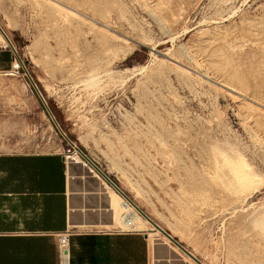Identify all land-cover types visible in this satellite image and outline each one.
I'll return each instance as SVG.
<instances>
[{
	"label": "rangeland",
	"instance_id": "rangeland-1",
	"mask_svg": "<svg viewBox=\"0 0 264 264\" xmlns=\"http://www.w3.org/2000/svg\"><path fill=\"white\" fill-rule=\"evenodd\" d=\"M45 1L0 0L25 67L0 75V150L75 157L107 184L106 229L130 230L83 149L205 264H264V0H59L76 16ZM58 41L95 58L97 86L81 85ZM241 157L244 188L222 179Z\"/></svg>",
	"mask_w": 264,
	"mask_h": 264
},
{
	"label": "crops",
	"instance_id": "crops-1",
	"mask_svg": "<svg viewBox=\"0 0 264 264\" xmlns=\"http://www.w3.org/2000/svg\"><path fill=\"white\" fill-rule=\"evenodd\" d=\"M0 42L8 44L1 32ZM19 63L0 46V75ZM75 161L69 171L62 152L0 150V264H198L157 232L107 230V184ZM68 231L61 255L59 236Z\"/></svg>",
	"mask_w": 264,
	"mask_h": 264
},
{
	"label": "bare ground",
	"instance_id": "bare-ground-1",
	"mask_svg": "<svg viewBox=\"0 0 264 264\" xmlns=\"http://www.w3.org/2000/svg\"><path fill=\"white\" fill-rule=\"evenodd\" d=\"M35 1V0H33ZM40 1V0H39ZM50 4V6L54 7L56 10H58L60 13L64 14V15H75L76 16V13H78V10L76 11L74 8H71L67 5H65L64 3H62L61 1L59 0H47ZM45 1V3L47 2ZM35 4H38L39 5V2L35 3ZM48 4V3H47ZM56 10L55 13H56ZM57 14V13H56ZM58 15V14H57ZM81 15V14H80ZM77 16H79L77 14ZM82 16V15H81ZM79 18V17H77ZM92 20V19H91ZM66 21V19H65ZM66 24V23H65ZM71 24V22H70ZM69 23L67 25H70ZM105 25V24H104ZM107 26V25H106ZM69 27H72L69 26ZM67 28V26H66ZM109 28V27H108ZM212 31V30H211ZM213 33V32H212ZM51 35V34H50ZM212 35V34H211ZM47 36V35H46ZM50 37V36H49ZM63 37V36H61ZM51 39H53L52 37H50ZM56 39V37H55ZM50 40V39H49ZM54 40V39H53ZM62 41V40H61ZM61 41H58L57 42V47H58V50L61 48L62 53L61 56H69V60H71V64L69 65V68L71 70V72H74L76 75H83V74H86L84 75V77L80 78L82 79L81 82L83 84H81L83 87H91V86H94L97 82V73H96V68L95 66L93 65H86L87 63V60L88 58H86L85 60V57L82 58V55L80 54V50L82 49H78L77 46L75 45V43H67V42H61ZM50 43V42H49ZM46 44V43H45ZM54 44V43H53ZM68 44V45H67ZM51 45V43H50ZM67 45V46H65ZM55 46V45H54ZM48 47V45H47ZM49 48V47H48ZM52 48V47H51ZM55 48V47H54ZM60 50V51H61ZM84 50V49H83ZM53 52L52 53H55L54 51L55 50H52ZM57 51V50H56ZM84 53V52H83ZM56 54V53H55ZM87 54V53H86ZM57 55V54H56ZM50 57V55H48ZM47 56V58H48ZM58 58V57H57ZM99 58V57H98ZM51 59V57H50ZM67 59V60H68ZM95 59L92 57L91 59V56H90V63H93L92 60ZM100 60V59H99ZM99 60H98V63L99 66L100 64L102 63H99ZM103 60V59H102ZM173 60V59H172ZM68 62V61H67ZM66 62V63H67ZM96 61H94L95 63ZM100 62H102L100 60ZM107 62V61H106ZM61 63V62H60ZM89 63V64H90ZM173 63V62H172ZM216 63V62H215ZM68 64V63H67ZM106 65V64H105ZM172 65V64H171ZM177 65V64H176ZM181 66V65H180ZM102 67V66H101ZM179 67V66H178ZM99 68V67H97ZM104 68V67H103ZM183 68V67H182ZM188 68V67H186ZM185 68H183L184 70ZM185 71V70H184ZM102 72V71H101ZM111 72V71H110ZM108 70H107V73H110ZM113 72V71H112ZM188 72V71H187ZM72 74V73H71ZM106 74V72L104 73ZM113 74V73H112ZM62 75V74H61ZM101 75V74H100ZM104 76V75H103ZM81 77V76H80ZM107 77H109V74L107 75ZM205 77V76H204ZM62 78V77H61ZM66 78V77H65ZM68 78V77H67ZM77 78V77H76ZM104 78V77H103ZM207 78V77H206ZM209 78V77H208ZM207 78V79H208ZM70 79V78H68ZM210 80V79H208ZM73 80H71L72 82ZM69 82V81H68ZM80 82V80H79ZM75 85V83H74ZM78 85V84H77ZM98 85V84H97ZM95 85V86H97ZM44 86V85H43ZM81 86V87H82ZM80 87V86H79ZM227 87V86H226ZM79 89V88H78ZM96 89V87H95ZM81 90V88H80ZM84 90V89H83ZM94 89L91 90V92L93 91ZM85 91V90H84ZM90 91V90H89ZM230 91V90H228ZM96 92V91H95ZM84 93V92H82ZM87 93V92H86ZM94 93V92H93ZM97 93V92H96ZM87 95V94H85ZM93 96V94H92ZM241 96V95H240ZM87 97V96H86ZM90 96H88L89 98ZM75 99V98H74ZM248 130V129H247ZM117 136V135H116ZM119 136V135H118ZM122 140V139H121ZM125 146V144H123ZM123 146V147H124ZM127 147V145H126ZM125 147V148H126ZM128 148V147H127ZM76 149V148H75ZM215 150V149H214ZM213 150V151H214ZM126 151V149H125ZM220 154V153H219ZM223 154V153H222ZM220 154V155H222ZM218 156V154L216 155ZM224 156V155H223ZM223 156L221 158H223ZM226 157V156H225ZM221 158H218V161H220ZM242 158V157H241ZM245 159L242 158V159H238V163L237 164H233L231 163L230 161H227V166L223 169L222 171V179L225 181H229L233 186H236V187H242L244 188L246 185H248V183H250L251 181V173L250 170H249V165L246 164V162L244 161ZM66 161L69 165V171H71L72 167H73V164L76 163L75 161V158H67L66 157ZM224 161H226L224 159ZM222 160V162H224ZM224 164V163H223ZM222 164V165H223ZM218 165V164H217ZM251 173V174H250ZM255 175V174H254ZM220 179V178H219ZM222 181V180H221ZM222 184V182H221ZM232 187V186H231ZM247 187V186H246ZM122 208V207H121ZM118 222L120 223V225H122L123 227L125 228H129L130 230H123V231H145L147 233H150V232H157L159 234H161L163 237L167 238L161 231L155 229V227L153 226V224L151 222H149L140 212L139 210L133 205L131 204L130 202H128L126 199H125V204H124V207L120 210V216L118 218ZM255 225H257L259 227V230L261 229V232L264 233V220H260V221H256ZM122 227V228H123ZM256 227V226H255ZM118 230H122V229H118ZM168 239V238H167ZM169 240V239H168ZM170 241V240H169ZM171 242V241H170ZM177 247V246H176ZM178 248V247H177Z\"/></svg>",
	"mask_w": 264,
	"mask_h": 264
},
{
	"label": "water",
	"instance_id": "water-1",
	"mask_svg": "<svg viewBox=\"0 0 264 264\" xmlns=\"http://www.w3.org/2000/svg\"><path fill=\"white\" fill-rule=\"evenodd\" d=\"M0 32L1 34L4 36L5 40L8 42V44L10 45V47L13 49V51L15 52L17 58L19 59V61L21 62V64L24 67V63L21 60L20 56L17 54L16 49L14 48L11 40L8 38V36L6 35V33L3 31V29L0 27ZM25 69V67H24ZM26 74L28 76V78L30 79L31 83L33 84V86L35 87L38 95L40 97H42L41 92L39 91V89L37 88L36 84L34 83L32 77L29 75V73L26 71ZM43 99V98H42ZM43 103H45V101L43 100ZM63 133V132H62ZM63 135L67 138V136L63 133ZM72 143V142H71ZM77 151L83 156V158H85V160L124 198L126 199L128 202H130L131 204H133L138 210L139 212L149 221L153 224V226L155 227V229L161 231L175 246H177L180 250H182L184 253H186L189 257H191L193 260H195L198 264H204L203 262H201L198 258H196L189 250H187L181 243H179V241L175 238H173L171 236V234H169L167 231H165L164 229H162L153 219H151L147 214L144 213L143 210H141L132 200L131 198L117 185V183L111 178L109 177L108 174L104 173L100 167L94 163L82 150H80L79 148H77Z\"/></svg>",
	"mask_w": 264,
	"mask_h": 264
},
{
	"label": "built area",
	"instance_id": "built-area-1",
	"mask_svg": "<svg viewBox=\"0 0 264 264\" xmlns=\"http://www.w3.org/2000/svg\"><path fill=\"white\" fill-rule=\"evenodd\" d=\"M73 144V143H72ZM65 156V155H64ZM117 232H126V231H123V230H116ZM131 232H136V231H131ZM71 232L68 231L66 232L65 234H62L59 236V248H60V251H61V255H64V253H66V247H67V243H66V240H67V236L70 234Z\"/></svg>",
	"mask_w": 264,
	"mask_h": 264
},
{
	"label": "trees",
	"instance_id": "trees-1",
	"mask_svg": "<svg viewBox=\"0 0 264 264\" xmlns=\"http://www.w3.org/2000/svg\"><path fill=\"white\" fill-rule=\"evenodd\" d=\"M144 50H146V48H144ZM83 151V149H81ZM84 152V151H83Z\"/></svg>",
	"mask_w": 264,
	"mask_h": 264
}]
</instances>
